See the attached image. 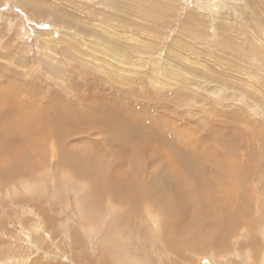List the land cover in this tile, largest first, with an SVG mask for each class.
Segmentation results:
<instances>
[{
	"label": "rangeland",
	"instance_id": "1",
	"mask_svg": "<svg viewBox=\"0 0 264 264\" xmlns=\"http://www.w3.org/2000/svg\"><path fill=\"white\" fill-rule=\"evenodd\" d=\"M1 82L24 93L22 97L19 92L3 93L5 99L0 92L8 103H0V116L9 138L0 153V264H264V0H0ZM97 93L123 100L115 110L106 109L105 121L114 124L122 112L131 120L138 110L144 113L142 137H154L157 146L162 141L155 134L153 119L165 125L162 119L167 118L174 126L169 129L180 131V137L208 140V149L223 163L219 173L205 163L210 169L208 183L199 179L202 171L199 177H189L200 187L187 179L199 202L192 204L190 214L200 211L193 224L201 227L207 216L217 220L220 204L221 211H227L226 222H233L236 213L242 220L221 240L219 250L202 247L210 242L208 235L195 237L196 249L191 252L184 244L157 241V228L162 227L156 220L161 204L157 200L149 208L136 203L140 218L120 215L116 219L119 206L87 197L82 183L88 189L87 178L96 173L105 178L112 169L105 172L104 168L114 164L116 168L117 162L104 165V154L92 157L94 161L72 156L73 146L100 141L90 118L94 113L86 112L92 126L65 122L74 115L82 118L81 109H91L88 96ZM16 97L25 101L20 103L22 109L10 103ZM26 103L33 104V111L22 112ZM101 107L94 106L97 111ZM53 113L55 118L64 114L65 121L55 125ZM22 114L26 115L23 121ZM29 116L40 122L24 124ZM108 126L100 124L105 130ZM47 127L51 134L58 128H63L62 134L72 130L65 137L43 139L41 131ZM105 130L100 132L102 137H107ZM130 130L134 127H121L135 134ZM172 134L167 139L175 141ZM135 140L123 145L130 152L126 151L127 157L139 149L141 140ZM130 144L137 146L130 149ZM59 149L62 166L54 153ZM140 154L136 158L141 162L139 176L154 164L146 161L150 158L146 149ZM231 156L240 159L237 162L243 167L227 168ZM92 161L98 165L94 170ZM182 161L175 166L178 172L184 168L186 161ZM229 169L236 170V176L232 173L236 178L226 174L225 183H220ZM125 170L136 174L132 164ZM180 173L186 177L183 170ZM156 176L151 173L153 179ZM211 183L214 186L208 188ZM104 188L110 193L112 187ZM186 213L179 217L181 226L192 223L184 221Z\"/></svg>",
	"mask_w": 264,
	"mask_h": 264
},
{
	"label": "bare ground",
	"instance_id": "2",
	"mask_svg": "<svg viewBox=\"0 0 264 264\" xmlns=\"http://www.w3.org/2000/svg\"><path fill=\"white\" fill-rule=\"evenodd\" d=\"M1 78H3V77H1ZM5 78L6 77H4V79ZM6 81L11 82L12 80L11 81L10 80H6ZM1 85H2V82L0 84V92H2V95H3V93L7 94V93L13 92V94H14V92H19L20 93V96L22 97V95H23L22 92L24 93V91L22 89H17L16 87H12L13 84L11 86H10V83H6L3 86H1ZM116 91H117V89H116ZM102 92H103V90H102ZM103 93H105V92H103ZM103 93H101V94H99V93H97V94H91L90 96L86 95V96L90 97V99H91V100L89 99L90 101L87 103L88 106H89V108H91V109H88L85 106L86 107L85 109H81V110H84L83 111L84 112V116L82 118L81 117H74L75 116L74 115L73 117H67V121L65 122V123L69 124L70 126L71 125H76V123L78 124V122L80 123L81 121L82 122H86V124L88 122V123H90V125H91V122H93V127L95 128L96 134L99 135L98 136L99 137L98 140H100L99 142L98 141H96V142L90 141V142H88V145L87 146H82V145L79 146V147L78 146H73L71 148L73 150V153H72L73 154L72 155L73 157L74 156L75 157H78L77 159H79V160H81V158H87L88 160H93L92 157L96 158L97 157L96 155H98V154H100V155L101 154H104L103 156H105V157L107 156L108 157L106 159L104 157V160H105L104 165H106L107 163H110L111 164V163H113L115 161L117 162L116 168H114L115 164H114V166L112 165V166H107V167L104 168V171L106 170L105 172H107V170L110 169V168L112 169V173L111 174H107L106 173L108 176H106L105 178H102L101 176H98V175H100L99 173H96L97 176H95L96 175L95 174L94 175L95 177L94 176H91V177L87 178V181L90 183V184H88V189H86L87 184L86 183H82L84 185L85 194H86V192L89 194V196L87 195V197L88 198L90 197V199H92V200L93 199H96L97 201H99L98 203H101L102 200L105 201L106 199L109 200V201L111 200L114 205L119 206V209H118L119 210L118 211L119 214H118V216H117L116 219L120 218V215L122 217H125L127 215H130V216L131 215H134L137 218L138 217L140 218V217H142V215L134 210V206L136 205V203L142 204L143 206L145 205L147 208H149L150 206L152 207V204L154 202L156 203V200H157L158 203L161 202V204L159 206V209L157 210L158 212H156L157 218L156 217L155 218H156V220H158L160 222V223H157V224L162 225V227H158V228L156 227L157 228V231H156L157 241L160 240V239L162 240L164 238V241H169L170 240V245L171 246H172V244H174V246H175V244H178V245L179 244H184L186 246V249L191 252L192 250H194V248L196 249V246H195L196 239H195V237H197V236L200 235L202 238H206L207 235H208L209 236V239H210V242L209 243L207 242L208 245H205L206 243H203V244L201 243L203 245L202 247L212 246L216 250H219L220 245L224 244V243H221V240H223L226 237L230 236L233 233L234 228L238 227V225L241 224L240 222L242 220H241V217H240L241 215H239L238 213H236V214H234L231 217V219H234V220H232L234 222V224H233V222H231V223L226 222V221H228V219H227V216L228 215L225 213L227 211H225V208H224V211L222 212L221 211V208L223 207V205L220 204L219 205V209H220V213L219 214H220V217L217 220L216 219H213L215 216L213 218H210L211 216H207V220L206 221L204 220L205 222H202L201 223V227L199 225L193 224V222L195 220V216L194 215L196 213H197L196 215H198V213L200 211L196 212L195 214H190V212L192 213V209H193L192 204L195 207V203L198 202V201H197V196H196L197 191L195 190L193 192V189L191 188V186H188V184L190 182V183L198 184V186H199V181L198 182H193V181H191V179L189 177L192 176V175H197V174H199L200 171H202L203 173L204 172L205 173L202 174L203 176L200 177L199 179L202 180L203 182H207L206 181L207 180V177H210L209 176L210 175V172H209L210 169H209V171H207V169H206L207 167L205 166V163H208L209 166L211 165V168H214L213 171L216 172V173H219L221 171V165L223 163V162L218 161L219 159L218 160L216 159V158H218V154H216L214 151H212V148L208 149V147L210 146L209 143H208V140L203 141L202 139H196L195 137H193V136H191L189 134H188L189 136H183L182 135L183 137L181 136L182 137L181 138L180 135L182 133H180V131H178L179 129H177L178 133L171 131L172 128H170V127H174L173 124L171 122H169L167 120V118H163V116H162V118H163L162 120L165 123V125H162L163 124L162 122H161L162 124L161 123L159 124V122H156L155 121L156 119L155 120L153 119V123L155 122L153 127H157L156 128V131L154 130L157 133H155L154 131H153V133L158 134L157 135V136H159V139L158 140L159 141H162V144L159 145V146H157V144L153 142V138L154 137L151 138V139H148V140L146 138L143 139L144 135L142 134V132L145 129V127L143 125V121H144L143 120V116H145V115H144V113H142L139 110H138L137 116H136V118L134 120H131L129 118H126V116L124 114H122L123 112L121 113L120 116L119 115L118 116L116 115L117 112L116 113L115 112H112V113L111 112H108L109 114L110 113L111 114L115 113L116 116L114 115L115 116V118H114L115 119L114 120V124H116V125H114L113 123H111V119H110V122L109 121H105L104 120V118H105L104 115L107 113V110L109 108H114V110H115L116 106L120 102H122L123 100L121 98H119L117 95H115V96L111 95V96L108 97V95H106V94L104 95ZM107 93H108V91H107ZM15 95L16 94H14V96ZM4 97H5V99H7L6 98L7 96L3 95V98ZM11 97H12V95H11ZM3 98L0 97V103L3 102V104H5V105L8 106V103L6 102L7 100H3ZM49 100L52 101L51 99H49ZM9 101L10 100H8V102ZM78 101H79V98H78ZM24 102L25 101H23L22 99H18L17 98L15 103L14 102H10V103L12 104V106H16L15 104H20V103H24ZM51 103L47 105L48 106V108H47L48 111H50L49 108L51 106ZM60 104L61 103H59V104L57 103V105H55V103L53 102L52 103V106H54L56 108L66 109L67 110V108H64V106H62V105L60 106ZM77 104H79V103H77ZM121 104H119V105H121ZM99 105L102 106V107L100 108V110L97 111L94 108V106H99ZM21 107H22V105L20 104L19 105V108H21ZM7 109H9V107ZM33 109H34V107H33V104L32 103H26V107H25V109L22 110V112H31V111H33ZM87 111H90V112L94 113V115L90 117L93 120L91 122H89V119H87V117H88L86 115V112ZM116 111H118V110L116 109ZM133 111H131V112H133ZM55 113L52 114V116H53L52 121H53V123L55 125L61 124L63 119L65 121L66 116H63L64 114L63 115L61 114L62 117L60 116V117L55 118ZM23 117H26V115L22 114L20 120H22ZM36 119L37 118H34L33 116H29L28 120L25 121L24 124H27L29 122L31 123L33 120H35L36 123L40 122L39 120H36ZM107 119H109V118L107 117ZM112 121H113V118H112ZM5 123H6V121H5ZM5 123H4V119L1 120V116H0V147H1L0 153L1 152L3 153V144H4V142L6 140H9L8 135L5 134V132L7 130V129H5L6 127L4 126ZM100 124L102 126L103 125H111V126H108L110 128V129L108 128L109 130H105L104 127H103L104 129H102L100 127ZM124 124L125 125L127 124L128 126H131L132 129L134 127L135 134H133L134 133L133 132L134 130H130V131L133 132L131 135H129V133H127V131H121V127H123ZM149 124L147 126H149ZM20 125H21V123H20ZM20 125L18 127H20ZM40 125H41V123H40ZM80 125H81V123H80ZM60 126H62V125H60ZM86 126H88V124ZM86 126H85V129H86ZM51 127H52L53 130L57 128V127H55L53 125ZM41 128H42V125H41ZM49 129H50V127L49 128L47 127L46 129H42L41 134H42L43 139H46L48 136H54V138L55 137L58 138L59 136L60 137H65V135L68 134L67 130H72V129H66L65 130V133L62 134V131H63L62 129L63 128H58L57 131L54 134H51L53 132L52 129L49 132H46L45 131V130H49ZM104 130L107 133V137H102V135L100 134V132L101 131H104ZM146 130H148V129H146ZM39 131L40 130H38V133H39ZM74 131H73V134H74ZM77 131H79V130H77ZM70 132L72 133V131H70ZM122 132L125 133L126 136L123 135ZM172 132L177 137V139L175 141H172L171 140L172 139L171 137H170L171 138L170 140L167 139V137H169L168 134L169 133L172 134ZM78 133L79 132H77V134ZM70 135L71 134H69V137H70ZM223 135H221V136H223ZM38 137H39V139L38 138H36V139L37 140H40V136H38ZM75 137H76V135H75ZM147 137H148V135H147ZM206 137H208V136H206ZM70 138H68V140ZM135 138H136V140H137V138H139L141 140V143L140 144L137 143V144H139V149H135V151L132 150V155L130 157H127V155L125 154L127 150L123 148V145L125 146V144L133 143V140ZM173 138H174V136H173ZM60 139L62 140L63 138H60ZM166 139L168 141V146L170 147V149L174 153H172L170 151V149L167 148L168 146H167V143H166ZM222 139H223V137H222ZM102 140L103 141H106V143L103 144ZM224 140H227V139H224ZM164 142L166 143V147H163V144H165ZM216 142L219 143L218 145H221L222 146L221 140L218 139V141H216ZM61 143H63V142H61ZM93 143H95V144H93ZM228 143L229 142H227V144ZM237 143H238V141H237ZM239 143H241V142H239ZM34 145H35V143H34ZM131 145L132 144H130V147H129L130 149L133 146H134V148H135V146H137V145H133V146H131ZM234 146L235 145H233V147ZM23 147H24V145H23ZM22 148H20V149H22ZM154 148H156V149H154ZM216 148H218V147H216ZM110 149H111L112 152L108 151ZM144 149L147 150L148 156H150V158H147L146 161H148V162L149 161H153L152 163H154V164H151L149 167L146 166L147 169L150 168V170H151L150 172L148 171L147 174L145 172L141 176H139L137 173H138V169H139V167L141 165V162L140 161H137L136 158L138 157V155H141L140 152L142 153V151ZM226 149H228V148H226ZM229 149H230V147H229ZM127 152L130 153L129 151H127ZM219 152H220V150H219ZM226 152H229V151L226 150ZM54 153L57 154V156L59 158L58 163L62 166L63 159H62V154L60 152V149H59V152H54ZM180 155H181V157H180ZM224 155H226V154H224ZM2 156H3V154H2ZM14 156H16V155H14ZM134 157H135V159H134ZM227 157H230V156L228 155ZM231 158H232V156H231ZM235 158H232L231 159L232 162L230 164H229V161L228 162H225V159H224V162L227 163V166H226L227 168L230 167L232 169H235V167L236 168H239V167L242 168L243 167L242 166V163H241V166H240V163L237 162L240 159L239 160L238 159L236 160ZM178 159L184 160V161H182V163L186 161L185 163H183L184 164V168H182L181 171H180V168H179V171L182 172V170H183L184 175H186V177H184V178L182 177L183 176V173L181 174L180 172H178L176 170L178 167H175L176 164L178 163V161H181V160H178ZM207 159H209V160L206 161ZM176 160H178V161L176 162ZM93 161H92V164H91V162H90V164L93 166L92 169L94 170L96 168V166H98V165H95V163ZM134 162H135V164H134ZM130 164H132L133 168L136 169V174H133L132 171H130V170H125L128 166H130ZM32 166H35V165H32ZM215 167H216V169H215ZM224 168H225V166H224ZM232 169H229V170L225 171L223 175L221 174L222 176H221L220 180L218 179L220 183H222V181L224 182V180H222V177H225V179H226V174L228 175V177L232 176V173L235 175L236 170H232ZM243 170H244V168L241 171H239V173H240L239 175L240 176H242ZM116 171H122V172L120 173V175H117ZM72 172H73V170H72ZM140 172H142L141 169H140ZM140 172H139V174H140ZM152 172H155V174H157V176H156V179L157 180L156 179H153L151 177V173ZM185 172H186V174H185ZM144 174H145V176H144ZM235 176H232V178L235 179L236 178ZM188 178L190 179L189 182H187V179ZM183 179L185 180L184 183L182 181ZM215 180H217V179H215ZM155 181H157V182H155ZM215 183H216V181H215ZM104 185L106 187H112L110 193L104 191V189H105L104 188ZM160 185L161 186L163 185L164 189H162L160 187ZM212 185H213V183H211V185H209V186L207 185V187L208 188L209 187L211 188ZM190 189L192 191H190ZM199 190H202V189L199 188ZM199 190H198V192H199ZM218 192L220 193V188H219V191ZM193 193H194V195H192ZM219 193H217L218 196L220 195ZM206 194H207V192H206ZM207 196H209V195H207ZM205 205H208V204L205 203ZM186 211H187V213H186L185 217H188V218H184V221L187 220V219H189V220L192 221V223L189 224V221H187V222L185 221L186 223L184 225L182 224L183 226H181L180 221H179L181 219H179V217L181 215H184ZM233 211H235V210H233ZM161 212H163V215L160 214ZM221 226H222V228H221ZM188 228H189V230L186 233L185 231ZM181 229H185L184 232L186 234L184 232L181 233V231H180ZM235 231H237V230H235ZM189 236L191 238H189ZM181 237H185V239L182 240ZM201 244H200V246H201ZM179 248H181V247H179Z\"/></svg>",
	"mask_w": 264,
	"mask_h": 264
}]
</instances>
